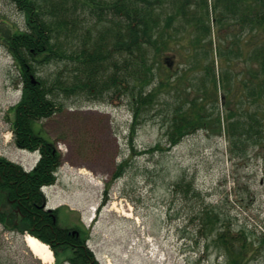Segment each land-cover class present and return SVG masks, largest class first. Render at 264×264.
<instances>
[{
    "label": "rangeland",
    "instance_id": "1",
    "mask_svg": "<svg viewBox=\"0 0 264 264\" xmlns=\"http://www.w3.org/2000/svg\"><path fill=\"white\" fill-rule=\"evenodd\" d=\"M207 2L205 21L211 32L203 44L211 41L209 54L205 47L192 44L196 33L191 30L190 15L169 18L172 25L168 32L161 33V38L142 53L122 52L127 59V75L131 74L130 61L134 56L136 62L151 69L154 75L150 89L158 85L163 73L176 79L173 89L162 90L154 104L144 109L132 137L131 96L121 89H113L99 101L84 95L62 99L60 111L32 125L33 132L51 142L60 155L55 184L43 188L46 207L58 209L57 222L61 227L89 229L87 246L99 264H228L225 250L213 242L215 232L198 215L202 208L214 209L219 215L216 230L229 225L233 232L244 231L255 242L258 251L246 264H264V147H232L226 116L235 105L211 102L209 81L210 72L214 71L217 98H223L229 84L225 79L222 82V72H227L237 96L226 100L236 102V112L242 119L245 109L253 111L251 99L245 107L239 82L242 71L250 65V50L259 46V40L256 36L245 44L248 28L244 32L237 30L234 21L221 29L215 21L212 0ZM79 14L78 36L69 39L73 45L79 46L83 39L85 29L80 27L84 22L92 35L88 44L101 33L104 41L112 44L110 30L106 32L102 26H112L111 21L118 20L117 16L111 11L99 14L88 6ZM1 21L21 30L26 28L23 14L10 0H0ZM227 47L234 53L225 69L219 59ZM121 60L124 58L120 57ZM212 61L214 70L209 64ZM66 65L71 68L69 61ZM64 66L55 62L36 65L35 78L50 80ZM185 69L191 106L193 101L220 117L221 133L206 126L180 143L169 145V124L165 119L169 109L180 101L185 103V83L177 79ZM20 81L12 57L0 46V156L31 168L39 155L17 149L11 132L14 114L10 108L21 100ZM168 101L170 106L164 104ZM182 181H192L195 193L191 187L184 194L181 190L187 186L180 184ZM27 235L26 231L10 230L0 223V264H43L26 246ZM239 247L241 244L236 246L237 250L243 249Z\"/></svg>",
    "mask_w": 264,
    "mask_h": 264
},
{
    "label": "trees",
    "instance_id": "2",
    "mask_svg": "<svg viewBox=\"0 0 264 264\" xmlns=\"http://www.w3.org/2000/svg\"><path fill=\"white\" fill-rule=\"evenodd\" d=\"M10 1L23 14L26 24L25 30H21L7 21L0 22V46L12 57L23 84L21 100L10 109L14 113L13 140L19 149L39 150L41 158L30 173H25L19 165L0 156V223L10 230L26 231L49 244L56 256V264L65 261L70 264H97L92 253L85 248L84 240L70 235L69 229L58 225L56 210L44 209L46 199L40 189L54 184V173L59 166L60 155L51 142L33 132L32 125L60 111L62 99L84 95L90 100L99 101L113 89H121L131 96L132 137L144 109L154 104L162 90L173 89L176 79L172 80L173 75L163 73L165 76L160 78L158 85L150 89L154 75L151 69L136 62L134 56L130 61L131 74L127 75L124 72L127 59L122 52L142 53L146 46L161 38V33L168 32L167 28L172 25L169 18L175 20L177 17L190 15V27L196 33L192 44L205 47L210 53L211 41L203 44V40L210 37L211 32L205 21L209 5L207 0ZM84 6L99 14L111 11L118 17V20L111 21L112 26H102L106 32L110 30L113 38L111 45L108 44L109 40L104 41V33L88 44L91 30L84 26L85 22L80 27L85 30L79 46L69 41L78 36L76 23L80 17L79 10ZM211 6L215 21L221 29L229 27L234 21L237 30L244 32L248 28L246 35L249 37L246 36L245 44L248 39L258 37L259 46L250 50L252 61L248 56L250 65L242 71L239 82L246 100L245 107L248 106L247 100L251 99L255 109H245V117L242 119L236 112L234 101L226 100L232 96L235 98L237 92H233L227 72L224 71L222 82L225 79L229 88L221 103L234 106L228 109L226 116L227 134L232 147L238 150L249 146L264 147V115H261L264 112V0H212ZM229 18L235 20L228 22ZM230 50L227 47L225 53H220L225 69H228L230 54L234 53ZM120 57L124 60L120 61ZM67 61L71 68L66 65ZM51 62L63 63L65 69L56 72L50 80L41 76L35 78L36 65ZM209 64L214 70L213 61ZM187 71L185 69L177 76L178 82L185 83L182 90L185 103L180 101L175 108L169 109L165 119L169 124V145L178 144L185 136L206 126L213 132L221 133L220 117L214 116L213 111L208 113L204 107L193 104V101L191 106V99H188L190 93L186 91L189 88ZM214 73L210 72L209 80L213 97L211 102L217 103L219 100ZM187 101H190L189 105H186ZM164 104L170 106L171 101ZM237 115L239 117L236 119ZM39 130L42 132V129ZM182 183L187 187L184 186L186 188L181 191L187 195L192 181L188 184L182 181L180 184ZM192 193H195L194 188ZM198 215H202L204 223L210 225V231L215 232L213 242L225 250L228 264H246L251 255L258 251L255 242L247 238L244 231L233 232L229 225L225 229L216 230L220 217L214 209L202 208ZM239 244L242 250H237L236 246Z\"/></svg>",
    "mask_w": 264,
    "mask_h": 264
},
{
    "label": "bare ground",
    "instance_id": "3",
    "mask_svg": "<svg viewBox=\"0 0 264 264\" xmlns=\"http://www.w3.org/2000/svg\"><path fill=\"white\" fill-rule=\"evenodd\" d=\"M26 246L29 248L30 252L43 264H51L53 262L52 251L48 246L37 238L27 235L24 238Z\"/></svg>",
    "mask_w": 264,
    "mask_h": 264
},
{
    "label": "flooded vegetation",
    "instance_id": "4",
    "mask_svg": "<svg viewBox=\"0 0 264 264\" xmlns=\"http://www.w3.org/2000/svg\"><path fill=\"white\" fill-rule=\"evenodd\" d=\"M76 236L79 237V233H77Z\"/></svg>",
    "mask_w": 264,
    "mask_h": 264
}]
</instances>
